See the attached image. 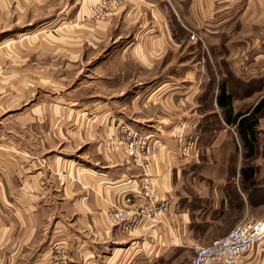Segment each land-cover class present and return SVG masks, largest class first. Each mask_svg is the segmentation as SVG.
I'll return each mask as SVG.
<instances>
[{"label": "crops", "instance_id": "1", "mask_svg": "<svg viewBox=\"0 0 264 264\" xmlns=\"http://www.w3.org/2000/svg\"><path fill=\"white\" fill-rule=\"evenodd\" d=\"M38 1L50 0H0V19L21 15ZM63 1L60 6L66 8L68 0ZM98 1L78 0V19ZM120 11L110 31L116 23L131 28L116 36L131 33L132 46L113 55L120 65L116 71L126 77L131 72L144 75L155 60L180 45L187 30L199 29L203 37V60L183 72L182 66L174 67L179 80L157 86L168 115L157 120L163 144L148 158L147 171L157 199L166 201L168 209L158 220L141 218L130 232L109 220L107 210L124 196L135 201L126 206L129 215L146 203L136 185L143 169L127 156L111 117L93 135L99 140L88 163L71 167L50 157L47 168L15 165L17 170L4 176L1 264H54L49 247L54 242L68 246L62 264H189L198 223L215 239L247 216L253 221L264 218L257 210L262 205H253L251 212L245 197L246 183L256 180L261 165L254 156L262 150L257 136L264 132V104L258 106L264 99V0H131ZM229 74L237 87H258L233 89ZM178 87H190L189 96L179 98ZM182 133L197 143L193 155L177 150L176 137ZM79 136L81 146L87 145L85 132ZM6 164L0 160L1 168ZM256 246L245 254L244 264H264V238Z\"/></svg>", "mask_w": 264, "mask_h": 264}, {"label": "rangeland", "instance_id": "2", "mask_svg": "<svg viewBox=\"0 0 264 264\" xmlns=\"http://www.w3.org/2000/svg\"><path fill=\"white\" fill-rule=\"evenodd\" d=\"M127 1L131 0H122L110 14L103 8L101 13L94 12L96 2L88 6L80 19L77 17L78 0H68L66 8L60 6L63 0H50L46 4L38 1L36 7L27 8L21 15L11 13L0 19V160L7 162L5 168L0 167V190L4 176L13 174L17 167L47 168L50 157L60 162L65 160L71 167L88 163L87 157L96 155L95 145L99 140L93 135L105 127L111 117H114L121 143L120 129L126 125L152 134L160 141L157 144H163L160 132H156L160 129L157 120L168 114L160 103L162 96L158 97L157 86L164 81L179 80L180 77H174L179 74L174 73V67L182 66L183 72L195 61L203 60V37L199 29L187 30L180 45H173L144 75L140 71L126 77L116 71L120 65L117 66L113 55L124 46H132L131 33L128 37L116 36L120 30L125 36L131 28L116 23L115 31H110V22ZM102 25L106 26L105 30L100 29ZM229 79L231 85H235L231 74ZM256 87L235 85L233 89L248 92ZM181 88H175L177 96H189L190 87ZM84 132L88 144L81 146L83 135L80 140L79 134ZM182 137L183 146L190 144L188 154L196 153L198 145L187 133L176 137L179 153L188 155L182 152L183 146L179 143ZM257 137L262 150H256L254 157L261 165L256 167V180L246 183L245 197L247 210L250 207L252 212L253 205L261 204V209L257 210L264 213V132ZM216 205L218 213L221 205ZM207 213L209 211L199 215V220L205 219ZM216 213L208 215L220 217ZM196 228L193 245H205L213 240L209 238L213 232L206 231L203 223H198ZM256 244L248 253L256 249ZM49 247L54 264L67 262L66 244L54 242ZM2 255L0 253V264Z\"/></svg>", "mask_w": 264, "mask_h": 264}, {"label": "built area", "instance_id": "3", "mask_svg": "<svg viewBox=\"0 0 264 264\" xmlns=\"http://www.w3.org/2000/svg\"><path fill=\"white\" fill-rule=\"evenodd\" d=\"M121 1L100 0L94 12L101 13L103 8L107 14H110L119 7ZM107 14H102V16ZM120 132L127 156L143 169L136 185L139 187L141 196L146 200V203L129 215L126 206L135 201L131 196H124L122 201L109 208L106 214L113 224L120 225L122 230L129 232L143 217L158 220L159 216L167 211L168 203L157 199L152 187L151 176L147 171L148 158L152 157L159 149L161 144H157V142L160 141L155 140L150 133L144 134L126 125L121 127ZM179 143L183 146L185 139L183 137L179 138ZM189 150L190 144L182 148L185 155L188 154ZM263 238L264 218L258 221L242 220L227 234L213 239L208 244L195 243L190 264H244L245 254Z\"/></svg>", "mask_w": 264, "mask_h": 264}, {"label": "trees", "instance_id": "4", "mask_svg": "<svg viewBox=\"0 0 264 264\" xmlns=\"http://www.w3.org/2000/svg\"><path fill=\"white\" fill-rule=\"evenodd\" d=\"M262 104H264V99H262V100L258 103V106H261Z\"/></svg>", "mask_w": 264, "mask_h": 264}]
</instances>
